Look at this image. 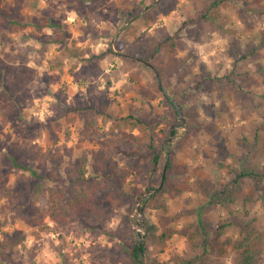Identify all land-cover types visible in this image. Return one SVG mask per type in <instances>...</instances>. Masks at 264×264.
<instances>
[{
  "label": "rangeland",
  "instance_id": "1",
  "mask_svg": "<svg viewBox=\"0 0 264 264\" xmlns=\"http://www.w3.org/2000/svg\"><path fill=\"white\" fill-rule=\"evenodd\" d=\"M212 2L0 0V12L26 23L14 29L0 22V239L13 231L26 236L11 250L16 264H133L129 253L137 244H144L147 264L168 262L187 255L181 230L201 221L214 235L230 219L226 238H238L246 224L264 233V180L235 185L243 171L264 172V0H221L202 19ZM142 8L129 21L128 12ZM147 12L155 17L151 27L140 19ZM165 31L182 42L174 61H136L139 44ZM147 64L182 108V121ZM106 101L111 118L95 116L98 126L83 134L91 117L83 106ZM132 116L148 123L141 144L128 138L141 135L131 129ZM152 139L165 165L167 157L172 162L174 181L188 190L158 195L148 208L150 188L161 184L160 173L151 177ZM98 154L113 175L102 199L113 194V201L55 224L49 188L67 185L83 155L89 183H97ZM12 158L44 182L14 167ZM51 172L64 182L47 180ZM116 173L125 175L123 185ZM36 217L40 223L29 225ZM146 223L156 230L147 232ZM167 229L173 234L162 244Z\"/></svg>",
  "mask_w": 264,
  "mask_h": 264
},
{
  "label": "trees",
  "instance_id": "2",
  "mask_svg": "<svg viewBox=\"0 0 264 264\" xmlns=\"http://www.w3.org/2000/svg\"><path fill=\"white\" fill-rule=\"evenodd\" d=\"M257 1L258 3L262 2V0ZM220 2L221 0H213L205 13L202 14L201 18L209 19L210 11L214 7H217ZM143 10L144 8H142V10H133V13L128 12L129 21L140 16ZM20 18L21 16L16 13L8 14L3 11L0 12V22L8 27H14V29H21L26 26V23ZM140 19H143L144 23L149 27H151L155 21V17L150 14V12L145 13ZM51 25L53 28H58V24ZM111 47L108 49L109 54L114 53ZM181 47L182 42L178 39L177 35H170L166 31L158 37L150 35L145 42L139 44L135 60H139L145 64L150 63L152 60L162 62L167 59L174 61V56ZM102 56H104V54ZM119 56L124 60L127 59L124 55L119 54ZM156 89L163 94L166 101L177 115L178 112L175 105L171 99L165 95L163 88L157 80V76ZM69 110H72V108H69ZM81 111L91 115L89 119L85 120L83 130V134L85 135L89 134L90 131L98 126V121L95 116L111 118L109 103L107 101L103 104L93 103L91 105L83 106ZM131 119H133L132 123L129 122L131 129H137L140 131L141 135L134 136L131 134L128 138L136 144H141L148 138V132L145 128L148 123L146 120H141L135 116H132ZM171 135L175 136L176 132L173 131ZM148 148L152 153L150 159L152 166L151 177L160 173L161 184L158 188H150L153 191H157H155V194L149 199H145L143 203H145L148 208H155L154 202L158 195L165 194L169 191H175L178 194H182L184 191L188 190V187L184 185V183H176V181H174L172 177L175 176L176 173L172 171L173 164L169 160L165 165V161L163 162L164 153L154 144L153 139ZM44 157L49 161L55 159L54 155L51 153L44 154ZM106 160L107 158L102 154L96 156L93 171L97 172L101 178L97 183H89L87 177L88 158L86 155H83L76 166V174L68 178L67 185L61 189L56 187L49 188L48 194L51 201L50 218L55 224L65 226L69 221L74 220L77 217L87 216L96 211H100L102 204L106 202V200H109L110 202L113 201V194H110L104 201L102 199V195L108 190L109 182L113 178L112 174H108L109 171L107 169ZM12 163L14 167L19 170L29 171L34 178V181H36V183L38 182L39 185L44 182V176L37 174V172L33 171L31 168L19 163L16 158H12ZM57 164L58 163H55L54 166H57ZM161 166L163 169L162 172L160 170ZM164 170L167 171L166 174L164 173ZM116 175L120 185H123L126 179L125 175L120 173H116ZM250 177L256 185H260L264 180V172L259 174L254 171H243L238 175L235 185L239 183V180ZM46 178L56 184L64 182L57 172H51ZM28 207H31L30 212L34 211V207L31 205ZM35 211L39 213V209H35ZM232 214L233 213L230 212V215ZM159 219L160 223L164 225L161 218ZM36 223H40L39 217L31 218L29 220V225H35ZM232 225L233 224L229 219L226 223H223L216 229L214 235H211V232L207 229L203 221L198 222V225L188 224L187 226H184L183 230H181L182 237H184L189 244V247L186 250L187 255L174 254L172 259L168 262L154 261L150 264H224L228 260L231 261V264H259L260 258L264 253V233H262V231L256 226L246 224L240 227L238 238H226V231ZM145 227L149 233L156 230V227L151 226L149 223H146ZM172 234V230L167 229L163 231L160 237L162 244H165L166 241L171 238ZM25 239L26 236L21 235L18 231L5 232L0 239V264H16L15 260L11 258V250L21 244ZM145 253L146 248L144 244H137L130 250L129 257L133 264H147L143 260Z\"/></svg>",
  "mask_w": 264,
  "mask_h": 264
},
{
  "label": "water",
  "instance_id": "3",
  "mask_svg": "<svg viewBox=\"0 0 264 264\" xmlns=\"http://www.w3.org/2000/svg\"><path fill=\"white\" fill-rule=\"evenodd\" d=\"M147 65L154 70V72H155V74L157 76V80H158L160 86L163 88L165 95L168 98H170L169 95H168V93H167V91L165 90V88H164V86L162 84V81H161V78H160V75H159V72L157 71V69H155L151 64H147ZM171 101L173 102V104L175 105V107L177 109L179 119L182 121L183 120V110H182V108L177 104V102L175 100H172L171 99ZM168 161L169 160H168V157H167L166 162L168 163ZM155 191H157V190H155Z\"/></svg>",
  "mask_w": 264,
  "mask_h": 264
}]
</instances>
